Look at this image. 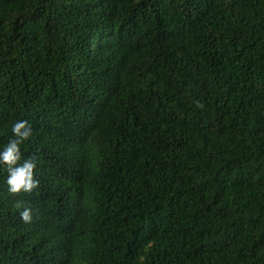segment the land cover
Listing matches in <instances>:
<instances>
[{"label": "trees", "instance_id": "trees-1", "mask_svg": "<svg viewBox=\"0 0 264 264\" xmlns=\"http://www.w3.org/2000/svg\"><path fill=\"white\" fill-rule=\"evenodd\" d=\"M21 119L0 264H264V0H0V148Z\"/></svg>", "mask_w": 264, "mask_h": 264}, {"label": "clouds", "instance_id": "clouds-1", "mask_svg": "<svg viewBox=\"0 0 264 264\" xmlns=\"http://www.w3.org/2000/svg\"><path fill=\"white\" fill-rule=\"evenodd\" d=\"M198 107L202 105L198 104ZM12 138L0 148V166H7V191L10 195L19 193H32L39 188L40 180L37 177V160L34 156L25 158L21 162V144L33 135V127L28 120H16L11 126ZM21 209L19 216L28 223L33 218V209L22 202L16 203Z\"/></svg>", "mask_w": 264, "mask_h": 264}]
</instances>
